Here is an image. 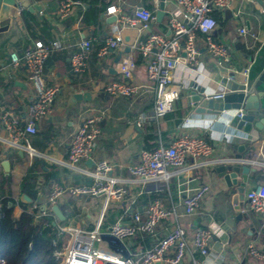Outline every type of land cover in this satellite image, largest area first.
Segmentation results:
<instances>
[{
  "label": "crops",
  "instance_id": "obj_1",
  "mask_svg": "<svg viewBox=\"0 0 264 264\" xmlns=\"http://www.w3.org/2000/svg\"><path fill=\"white\" fill-rule=\"evenodd\" d=\"M165 1L167 4L173 2ZM29 2L31 7L41 6L44 10V15H40L39 11L25 9L33 15L35 22L29 20L27 24L24 18L26 11L19 15L16 7L11 8L13 10L9 14L2 13L0 16V117L8 112L24 123L28 107L35 96L25 66L12 68L10 54L13 51L22 53L38 40L46 43L61 41L63 44L62 49L55 51L49 57L51 60L47 62L48 58L44 65L47 84L59 89L53 104V113L40 122L36 135L28 137L30 145L49 158L36 159L40 166L36 174L37 182L32 190H37L40 185L47 193L53 184L77 186L92 182L84 176L70 172L58 162L66 160L68 145L82 119L91 112L105 111L106 115L100 124L102 134L96 142L92 159L82 166L92 168L99 161H108L113 167L112 176L120 179L128 191L125 202L114 204L106 212V225L117 220L131 223L133 220L130 214L135 211L144 217L145 209L152 202L151 197H154L171 212L157 229V238H163L174 229V212L179 214L183 211L186 196L196 188L208 184L210 190L201 201L199 213L184 220L192 225L187 236L190 251L196 260L202 264H264V260L252 259L246 254V246L251 242L264 253L260 219L250 211L246 200L249 190L264 183V125L262 128L256 126L264 120V112L252 124L242 129L231 126L232 117L237 111L235 109L219 114L197 113L188 101V89L196 83L184 80L182 69H177L173 76L183 85V89L174 105L175 109L162 119L153 120L149 116L155 102V83L148 78V61L142 58L138 50L147 34L132 28H121L123 44L116 50L108 51L106 55H101L100 52L106 39L113 34L112 19L115 17L105 14L107 7L116 5L128 15L133 14L136 8L143 7L156 16L160 5L152 0H103L104 13L100 14L96 22L87 24L84 16L90 6L83 1V7L76 8L66 20H59L56 16L57 0ZM214 15L218 27L213 39L226 44L234 53L231 68L236 72L250 68L257 51L264 43V8L255 1L237 0L230 9ZM168 18L166 11L162 22L155 20L151 31L170 36ZM242 26H246L258 39L252 38V35L246 38L240 36L238 29ZM88 39L92 43L89 67L85 73L77 75L71 69V56L81 51L80 43ZM197 46L199 59L204 66V79L202 83L199 81L198 86L204 87L206 95L211 96L219 91L223 79L234 75V72L217 68L215 59L206 50L203 35H199ZM130 52L134 53L136 59L131 82L140 88L139 93L131 98L111 97L105 93L104 86L122 80L118 64ZM153 55L154 53L151 57ZM243 78L238 73L234 79L240 81ZM78 94H88L89 100L75 99L74 96ZM1 123L0 121V138L6 139L7 134ZM180 134L199 136L210 143L213 155L205 166L190 168L193 161L189 159L186 168L163 187L144 183L129 174L128 168L139 164L142 149L152 146L157 148L160 144L168 145ZM6 161L10 164L8 173L2 166ZM30 165L26 152L0 141V176L10 175L14 179L13 191L20 198L26 195L23 192V181ZM220 165L250 167L246 192L244 199L239 202V210L233 204L235 187L228 188L215 171ZM237 180L241 182V176ZM103 201L102 198H76L65 194L57 205L65 219L60 220L57 217L58 224L84 231L93 230L101 214ZM39 202L44 204L45 198ZM32 204L33 201L30 205ZM20 214L21 208L16 204L15 216L18 218ZM202 227L211 228L215 232L208 257L194 253V234L197 228ZM151 240L139 235L123 244L128 252L133 253L138 249H149ZM191 260L188 253L183 264H188Z\"/></svg>",
  "mask_w": 264,
  "mask_h": 264
},
{
  "label": "built area",
  "instance_id": "obj_2",
  "mask_svg": "<svg viewBox=\"0 0 264 264\" xmlns=\"http://www.w3.org/2000/svg\"><path fill=\"white\" fill-rule=\"evenodd\" d=\"M45 1L48 0H42V2ZM152 1L160 5L161 0ZM235 1L237 0H173L170 4L165 1V14L166 11L169 14L170 36L151 31L156 16L148 9L138 7L133 14L128 15L116 5L107 7L105 14L114 16L116 20L112 25L113 34L106 39L105 46L100 52L101 55H106L108 51L116 50L123 44L121 28H132L147 34V38L139 45L138 50L142 58L148 61V78L155 83V102L149 118L162 119L175 109L174 105L179 100L183 89V85L173 76L177 69H182L184 80H192L197 86L199 81L203 82L204 66L199 59L200 52L197 46L199 35L205 37L206 50L215 59L217 68L234 72V75L228 77L229 79H234L238 73L247 77L249 68L240 72L232 69L230 63L234 53L226 44L213 39L218 27L214 14L230 9ZM246 1L254 2V0ZM83 5L81 0H57L56 16L59 20H66L76 8L83 7ZM25 9L22 5L16 7L19 15L26 11ZM39 14L44 15V10H41ZM238 33L245 38L252 35V38L258 39L256 35L250 33L246 26L239 28ZM91 46V39L84 40L80 43L82 50L71 56L73 73L79 75L87 71ZM62 47L61 41L46 43L38 40L24 52L13 51L10 54L12 68L25 66L35 96L28 107L24 123L12 113L4 112L1 115L0 121L7 135L6 139L0 138V141L26 152L30 164L37 158H48L30 145L28 137L36 135L40 122L53 113V104L59 94V89L47 84L44 65L46 60ZM118 69L122 80L105 85V93L111 97L126 98L137 95L140 88L131 82L136 69L133 52L120 61ZM226 94L227 89L224 84H221L219 91L210 97L220 100ZM242 111L237 110L232 120L235 116L241 119ZM105 115V111H94L85 116L72 135L66 160L58 162L70 172L84 176L92 182L77 186L53 184L47 193L40 185L37 187V199L40 201L45 198V203L40 208L38 202L32 204L30 211L38 210L36 221L42 218H54L59 235L70 237L64 248L54 251L53 255L61 260V264H183L186 255L190 253L192 260L188 264H202L190 251L187 235L192 225L184 220L199 213L201 201L210 190L208 184L196 188L186 196L183 211L179 214L174 212L176 221L174 229L163 238H157V229L160 223L171 215V212L159 200H154L148 205L144 217L135 211L130 214L133 220L131 223L117 220L111 225H106V212L114 204L125 202L128 191L120 179L112 176L113 167L108 161H99L92 168L82 166L83 163L92 159L96 142L102 134L100 124ZM212 155L213 147L203 138L180 134L168 145L160 144L152 150L142 149L139 164L130 166L128 171L132 177L144 183H154L163 187L186 168L189 159L193 161L189 167L198 168V166H205ZM65 194L76 198L89 197L104 200L101 214L93 230L84 231L58 224L53 208L58 205V201ZM246 200L250 211L260 219V234L264 236V183L249 190L246 193ZM214 234L211 228H197L193 238L194 253L208 257ZM103 235H111L122 243L144 235L152 239V245L149 249L129 252V256L125 258L112 250L105 251L97 248L98 244L105 243L102 240ZM221 247L223 248L224 245ZM246 254L252 259L264 260V253L257 248L254 242L247 244ZM1 262L4 263L3 260Z\"/></svg>",
  "mask_w": 264,
  "mask_h": 264
},
{
  "label": "water",
  "instance_id": "obj_3",
  "mask_svg": "<svg viewBox=\"0 0 264 264\" xmlns=\"http://www.w3.org/2000/svg\"><path fill=\"white\" fill-rule=\"evenodd\" d=\"M254 1L264 8V0ZM18 5H22L24 8L31 11L36 10L40 12L42 10L41 6L31 7L29 0H0V16L2 13L9 14L11 10H13L11 8L17 7ZM164 17L165 0H161L160 9L156 14V21L161 23ZM112 20L115 22L116 19L113 18ZM256 54L257 55H255L254 61L249 68L247 77H244L240 81L229 78L223 79L222 84H224L227 89V94L223 99L214 100L206 95V89L204 87L192 84L188 89V101L193 107H195V111L200 114H219L230 109L243 110V117L239 119L238 116H235L231 121V126L237 127V129H242L245 126L247 127V125L252 124L254 120L264 112V44ZM50 60L51 59L49 58L47 62ZM74 98L77 100L83 99L88 101L89 95L78 94L75 95ZM263 125L264 120H261L256 126L262 128ZM2 166L7 173L10 171V164L8 161L4 162ZM215 171L218 176L225 181L228 188L235 187L236 195L233 198V204L239 210V202L244 199L246 192L250 167L246 165L240 167L220 165L215 168ZM239 176H241V182H238L237 180ZM21 198L26 204L32 203V200L28 198L27 195H23ZM53 211L60 220L65 219L58 206L54 207ZM102 240L108 245L110 250L121 254L125 258L129 256L126 246L117 238H114L111 235H103Z\"/></svg>",
  "mask_w": 264,
  "mask_h": 264
},
{
  "label": "trees",
  "instance_id": "obj_4",
  "mask_svg": "<svg viewBox=\"0 0 264 264\" xmlns=\"http://www.w3.org/2000/svg\"><path fill=\"white\" fill-rule=\"evenodd\" d=\"M81 1L90 6L84 16L87 24L96 22L100 14L104 13L103 0ZM24 18L27 24L29 20L35 22L33 15L27 11ZM154 148L147 147V150ZM39 166L36 160L30 165L23 181V192L33 203L38 202L40 208L43 204L38 201L36 190H32L37 182ZM13 183L14 179L10 175L0 176V264H61V260L53 255L54 251L62 250L70 237L59 235L54 218L36 221L38 210L30 211L32 205L24 203L20 195L13 191ZM151 198L152 202L156 200ZM16 203L21 208L18 218L15 216Z\"/></svg>",
  "mask_w": 264,
  "mask_h": 264
},
{
  "label": "rangeland",
  "instance_id": "obj_5",
  "mask_svg": "<svg viewBox=\"0 0 264 264\" xmlns=\"http://www.w3.org/2000/svg\"><path fill=\"white\" fill-rule=\"evenodd\" d=\"M97 248L100 249V250H107V246L104 243L98 244Z\"/></svg>",
  "mask_w": 264,
  "mask_h": 264
}]
</instances>
